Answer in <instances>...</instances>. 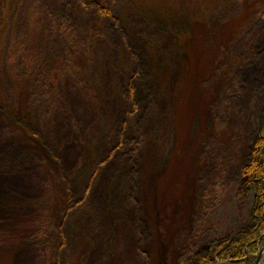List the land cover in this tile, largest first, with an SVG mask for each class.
<instances>
[{"label": "rangeland", "instance_id": "obj_1", "mask_svg": "<svg viewBox=\"0 0 264 264\" xmlns=\"http://www.w3.org/2000/svg\"><path fill=\"white\" fill-rule=\"evenodd\" d=\"M87 2L24 0L0 24V264H54L53 249L60 264H189L249 218L235 190L264 122V0ZM190 19L208 51L188 65Z\"/></svg>", "mask_w": 264, "mask_h": 264}, {"label": "trees", "instance_id": "obj_2", "mask_svg": "<svg viewBox=\"0 0 264 264\" xmlns=\"http://www.w3.org/2000/svg\"><path fill=\"white\" fill-rule=\"evenodd\" d=\"M74 2H76L80 7H84V8H88L89 6H91L87 2V0H74ZM1 3L2 6L0 5V24L1 23L7 24L10 21V19H12L13 22L15 21V14L13 15L14 8L18 7V5H21V7H23L24 0H2ZM243 3L244 5H249V3H252V0H243ZM143 7L146 8V12L152 10V7H149L146 4ZM156 9H158V7L155 8L154 10ZM184 10H186V8H184ZM94 12H96L98 17L100 18L103 17L111 18L113 16L112 9L106 6L96 5L94 7ZM121 12L122 14H124L123 11ZM155 16H156V20L158 19L161 20L163 24L165 22L164 26H168L169 24H171L172 26L176 25L177 27L179 25L181 27L184 26L182 23L183 21L180 18L173 17L172 14L166 17L167 20L161 19L160 14H156ZM191 19L189 20L191 21L190 22L191 24L185 25L184 29L186 30L189 29L188 33L190 32L192 35L191 38H189V41L183 44L185 48L182 47L183 48L182 50L184 51L183 59L185 61L186 60L188 61L187 62L188 65L190 59L192 60L195 56L201 55V53L208 51L207 49L208 43L202 37L203 31L200 32L201 29L203 28H201V26L197 24V22H199L198 21L199 19L197 20H191ZM126 23L129 24V22ZM151 25L153 31H157L159 29V23L157 24L154 23ZM1 26L2 25H0V27ZM166 30H169V28ZM199 32L200 34L199 36H197ZM168 39L171 38L168 36ZM98 44L99 45L94 50V52L96 53L102 51L105 48V45L102 41L98 42ZM185 70L187 71V67H185L184 71ZM1 77L2 76L0 75V83H2L3 81L1 80L2 79ZM131 96H132L131 100H133V95ZM2 103L4 102L0 101V104ZM25 104L22 102L21 107H19L18 109L19 110L21 109L22 111V108L24 107ZM131 106H132L133 114L136 113L139 107L135 103L132 104V102H131ZM14 108L15 107L13 106L12 109ZM125 127L124 129H126ZM174 131L175 130L173 128L172 133H174ZM23 132L28 138H31V140L37 138V135L35 133L33 134L31 132H28L27 129L23 128ZM256 132L257 133L251 142L252 145L248 152L249 154L248 159L246 163H244L239 170V174H238L239 179L236 184L237 187L235 190V197L237 199V205H238L237 214L239 216L242 215L241 207H243L244 203L250 202L251 208L249 211V218L245 220V218H242L241 216V218H238L237 226L233 230H231L230 233L222 236L219 235L218 237H214V238H209L204 243H200L198 247L192 250L191 251L192 253H190V255L188 256L187 262L189 264H219L220 262H228L230 264H255V262L257 261L256 259L258 258L260 253L259 248L264 243V239H263L264 237L263 236L264 235V122ZM122 137H123V133L121 134L120 145L123 143ZM141 142H142L141 134L139 135L138 131H136L134 134L130 136V139H128V141L126 142L128 144V147L126 148L127 152L131 153V151L133 150L130 149L129 145L135 144L139 146ZM91 144H93V141L89 139L87 145V151L89 152L94 151L93 146L91 147ZM90 164L91 163H88V166L86 167L87 171L91 168ZM78 174L79 177L85 174V172L83 171V167ZM78 174H77V178H78ZM53 182L55 184L57 183L56 180H54ZM168 182L169 179L167 178V180L160 182L159 186L162 188L164 184ZM49 195H50L51 209H57V211H59V209H63L65 208L66 205H68L67 200L65 199L63 200L61 198L62 194L59 189V186L55 187V189L52 190L51 193H49ZM67 211L68 210H66V212L64 213H67ZM61 236L64 239L63 241L66 242V237L64 236L63 231ZM50 241H48V246L51 245ZM53 251H55V253L51 258L52 261L55 262L54 264H60L59 261L60 258L58 252L54 249ZM155 262L156 259H154V261H151L152 264H155Z\"/></svg>", "mask_w": 264, "mask_h": 264}, {"label": "water", "instance_id": "obj_3", "mask_svg": "<svg viewBox=\"0 0 264 264\" xmlns=\"http://www.w3.org/2000/svg\"><path fill=\"white\" fill-rule=\"evenodd\" d=\"M260 255L261 254H259L258 258L256 259L257 261L255 262V264H260V260H259ZM219 264H230V263H228V262H220Z\"/></svg>", "mask_w": 264, "mask_h": 264}]
</instances>
